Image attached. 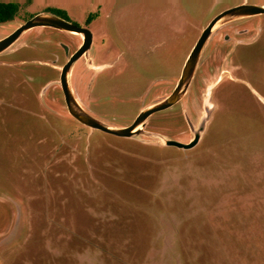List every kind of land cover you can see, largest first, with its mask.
Masks as SVG:
<instances>
[{"label":"rangeland","instance_id":"obj_1","mask_svg":"<svg viewBox=\"0 0 264 264\" xmlns=\"http://www.w3.org/2000/svg\"><path fill=\"white\" fill-rule=\"evenodd\" d=\"M244 1L264 5L0 0L19 6L0 24V40L50 10L86 27L92 66L83 57L74 63L70 89L85 112L122 128L171 94L209 22ZM240 22L246 32L232 44L220 39V29L212 32L185 95L149 116L142 134L131 139L88 129L68 114L59 70L81 39L51 28L24 32L0 54V231L11 220L9 229L18 230L19 211L3 199L30 200L37 211L63 212L83 235L97 234L107 250L102 258L77 254L74 247L83 242L70 238L63 241L69 245L64 254L53 255L54 264H112L107 255L116 264H183L190 258L193 264H264V14ZM206 108L209 118L196 146H165L167 139L189 143ZM34 220V227L41 223ZM23 222L13 242L0 244V264H48L40 260L37 237L23 240L29 228ZM163 247L176 252L146 259L152 248Z\"/></svg>","mask_w":264,"mask_h":264},{"label":"water","instance_id":"obj_2","mask_svg":"<svg viewBox=\"0 0 264 264\" xmlns=\"http://www.w3.org/2000/svg\"><path fill=\"white\" fill-rule=\"evenodd\" d=\"M261 14H264V7L255 4L243 3L226 9L215 16L202 31L195 45L188 54L187 59L183 65L181 75L171 94L164 100L142 110L131 125L122 128L107 126L106 124L89 115L78 104L70 89L69 74L71 68L78 59L88 54L92 44V33L87 28L79 27L75 24H72L71 22H68L65 19L54 16L52 14L39 13L26 20L11 34L0 40V54L6 51L10 46H12L24 32L37 27H52L61 31L72 32L81 35L83 38L82 45L70 56L69 60L61 68L58 80V84L64 97L67 112L77 122L89 127L92 130H98L116 137L132 138L134 136L142 134V129L144 128L146 120L149 116L173 106L174 104L179 102L185 95L195 72L202 50L212 32L217 27H219L222 23L232 19ZM205 111L206 117L199 129L194 132V137L189 143H182L176 140L167 139L164 140L165 146H172L183 150L193 148L198 143L200 139V133L204 130V125L209 118V108H206Z\"/></svg>","mask_w":264,"mask_h":264},{"label":"crops","instance_id":"obj_3","mask_svg":"<svg viewBox=\"0 0 264 264\" xmlns=\"http://www.w3.org/2000/svg\"><path fill=\"white\" fill-rule=\"evenodd\" d=\"M221 39V38H220ZM221 60H225L227 61V63L229 64L230 62H228V60H226L227 58L224 57L223 58V54L220 56ZM230 65V64H229ZM231 66L233 67V69L236 70V66L231 64ZM228 72V71H227ZM200 140V139H199ZM199 142V141H198ZM196 146V145H195ZM183 150V149H182ZM257 189H254L253 192V197L256 200L259 195L256 192ZM5 202L9 201L12 202L11 204L13 205V207L15 206V209H17V211H19V213L17 214V218L15 223L17 225H15V227L19 228L22 226V224L24 223L23 220L28 221L29 223V228L27 229L26 235H24L23 240L27 238L28 234L29 236H34V238L37 237V242L39 245V248L41 249V254H44L43 258L40 257V260L43 261L45 259L49 260L48 264H54V261L52 262V260H54V254L55 255H63L65 250H67L68 243H66V245L63 243V241L68 242V239L70 238H79V240H82V244L80 245L81 247L79 248L78 246L74 247V250H77V254H81V253H85L88 256H90L91 253H94V255H96L99 258H102L103 255L106 254V249H104V247H102L98 242L100 241V237L96 234L94 235V233H90L89 235L85 236L83 235V231H79L73 224V221L71 220H67V216L63 215V212H57L59 210L54 209L56 211H54L51 207H49L48 209H41V211H37L34 207H32V203H30V200H26V201H22V200H10V199H3ZM254 201V200H253ZM49 204L50 206L53 205L52 200H48V203H46V205ZM34 219H39L41 220V223L38 225H33V221H36ZM10 225V226H9ZM9 227L7 229H2L0 231V244H10L11 242H13L17 236L19 235V233H21L22 231H18V230H10L9 228H11L12 226V220L9 223ZM20 239V238H19ZM41 245V246H40ZM244 247V246H243ZM215 248V247H214ZM230 248V247H228ZM236 248V247H235ZM252 247L249 246H245L244 249L245 250H250ZM190 247H183L181 248V251L183 253H187V252H191ZM216 250H220L222 248L217 247L215 248ZM80 250V251H79ZM44 252V253H43ZM176 250H174V248H162L161 250L156 249V248H152L150 250V252H148L150 255L148 256V258L146 259H151L154 260L156 258H162L164 257L163 255L168 253H174L175 254ZM66 255L62 256L63 258ZM68 256H66L67 258ZM61 257H59L60 259ZM85 258V257H84ZM124 258V257H120L119 261ZM87 262L90 263V260L88 258ZM107 259L108 261H112V264H116V260L114 257H111L109 255H107ZM61 262V261H60ZM159 264H164V261H160L159 260ZM193 260L186 259V261H183V264H193ZM91 264H94L93 262ZM129 264V263H128ZM145 264H148V262H146ZM151 264H158L157 262H152Z\"/></svg>","mask_w":264,"mask_h":264},{"label":"flooded vegetation","instance_id":"obj_4","mask_svg":"<svg viewBox=\"0 0 264 264\" xmlns=\"http://www.w3.org/2000/svg\"><path fill=\"white\" fill-rule=\"evenodd\" d=\"M243 3H245V4H250L248 1H244ZM242 3V4H243ZM262 7H264V5H261ZM47 13H49V14H52V15H54V16H58V15H56V14H53V13H50V12H47ZM58 17H60V16H58ZM250 17H252V16H249V17H242V18H237V19H232V20H229V21H226V22H224V23H222L219 27H217V29H220L221 30V40L224 42V43H231L232 44V41H233V38H234V36H237V35H240V34H243V33H245L246 32V29H244V28H242L241 26H240V24H241V20H243V19H246V18H250ZM61 18V17H60ZM63 19V18H62ZM39 28H51V29H55V28H52V27H39ZM84 28H86V27H84ZM55 30H58V29H55ZM58 31H61V30H58ZM61 32H65V31H61ZM67 33H70V34H73V35H75V36H78L80 39H81V44H80V46L82 45V43H83V38H82V36L81 35H79V34H76V33H72V32H67ZM210 38V37H209ZM240 42V41H239ZM79 46V47H80ZM78 47V48H79ZM83 58H85V60L87 61V65L90 67V66H92V64H91V60L89 59V57H88V54L86 55V56H82ZM69 58H70V56L69 57H67V59H66V62L69 60ZM65 62V63H66ZM65 63L61 66V68L65 65ZM61 68H60V70H61ZM59 70V71H60ZM63 100H64V97H63ZM80 103V102H79ZM64 104H65V102H64ZM65 107H66V105H65ZM84 108V107H83ZM67 109V108H66ZM88 112V111H87ZM141 112V111H140ZM139 112V113H140ZM89 114H90V112H88ZM92 115V114H91ZM139 115V114H138ZM137 115V116H138ZM93 116V115H92ZM137 116H136V118H137ZM135 118V119H136ZM149 118V117H148ZM135 119H134V121H135ZM133 121V122H134ZM132 122V123H133ZM82 125V124H81ZM131 125V124H130ZM83 127H86V128H88V129H90L89 127H87V126H85V125H82ZM138 136V135H137ZM127 139H131V138H127Z\"/></svg>","mask_w":264,"mask_h":264},{"label":"trees","instance_id":"obj_5","mask_svg":"<svg viewBox=\"0 0 264 264\" xmlns=\"http://www.w3.org/2000/svg\"><path fill=\"white\" fill-rule=\"evenodd\" d=\"M18 8L19 6L17 3H0V24L12 20L18 11ZM47 12L56 14L61 18L67 20L65 14L61 11L50 10Z\"/></svg>","mask_w":264,"mask_h":264}]
</instances>
